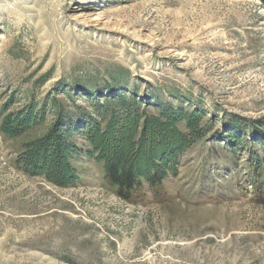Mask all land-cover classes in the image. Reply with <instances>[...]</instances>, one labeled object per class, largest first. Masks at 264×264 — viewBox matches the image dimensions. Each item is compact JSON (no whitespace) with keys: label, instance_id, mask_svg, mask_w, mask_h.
Returning <instances> with one entry per match:
<instances>
[{"label":"rangeland","instance_id":"1","mask_svg":"<svg viewBox=\"0 0 264 264\" xmlns=\"http://www.w3.org/2000/svg\"><path fill=\"white\" fill-rule=\"evenodd\" d=\"M110 74L148 114L197 113L176 174L121 199L80 133L75 185L25 174L58 103L79 126ZM31 104L0 131V264H264V0H0V122Z\"/></svg>","mask_w":264,"mask_h":264},{"label":"trees","instance_id":"2","mask_svg":"<svg viewBox=\"0 0 264 264\" xmlns=\"http://www.w3.org/2000/svg\"><path fill=\"white\" fill-rule=\"evenodd\" d=\"M124 73L127 78L129 71L125 69ZM109 77L106 104L95 105V116L89 115L86 120L80 117L83 120L79 126L67 118L58 103L47 131L27 142L15 159L25 174L42 177L57 187L75 185L78 177L70 162L79 152L71 138L75 133L83 135L90 146L85 154L102 162L106 180L121 199L129 200L142 181L152 187L176 174L179 155L203 135L197 113L165 103L158 107V114H148L140 110L141 101L135 96L113 92L121 86V79L114 74ZM43 117L42 107L37 110L31 104L6 114L0 131L7 137H17ZM181 121L187 131L179 128Z\"/></svg>","mask_w":264,"mask_h":264}]
</instances>
